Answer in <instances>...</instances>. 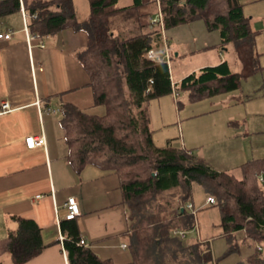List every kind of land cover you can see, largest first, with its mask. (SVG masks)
<instances>
[{
  "label": "trees",
  "instance_id": "1",
  "mask_svg": "<svg viewBox=\"0 0 264 264\" xmlns=\"http://www.w3.org/2000/svg\"><path fill=\"white\" fill-rule=\"evenodd\" d=\"M118 1L87 0L89 15L81 21L73 0H0V18L20 13L22 4L28 31L37 38L64 30L86 34V46L75 58L89 77L93 108L81 111L64 104L58 120L70 168L80 174L93 166L117 176L129 214V264H215L208 241L184 246L170 236L174 229L190 232L196 225V216L178 210L191 200L194 183L215 199L211 207L219 212L217 228L228 241L227 256L247 245L250 254L245 264H264V184L258 182L264 174V158L239 166V176L209 171L202 159L176 145L177 139L156 145L147 112L150 101L173 92L177 97L186 94L189 103L232 93L264 70L256 48L260 33L252 29L243 11L249 0L161 1L165 36L169 29L202 21L207 30L219 34L218 46L209 48L220 51L232 45L239 63L237 72L224 61L174 84L167 63L143 59L148 49L162 42L159 28H150L149 18L157 11L155 0H131L125 7ZM182 106L177 101V108ZM17 223L16 233L0 241V258L7 255L12 264H25L45 246L33 221L17 219ZM60 228L67 264H113L79 246L75 219L62 222ZM171 242L192 257L180 261L167 249Z\"/></svg>",
  "mask_w": 264,
  "mask_h": 264
},
{
  "label": "crops",
  "instance_id": "2",
  "mask_svg": "<svg viewBox=\"0 0 264 264\" xmlns=\"http://www.w3.org/2000/svg\"><path fill=\"white\" fill-rule=\"evenodd\" d=\"M73 5L77 18L85 20L89 15L87 0H73ZM243 11L249 15L252 29L264 32V0H249ZM23 28L21 12L0 18V34L9 30L13 33L9 41L0 39V241L16 233L17 219L31 220L40 229L45 249L25 264H67L60 225L66 221V201L75 198L80 213L75 222L87 247L101 261L129 264V214L121 200L117 176L93 166L76 174L66 160L67 148L58 123L64 104L81 111L93 108L89 77L75 58L86 46V34L64 30L28 42ZM164 38L167 40L165 35ZM167 42L170 54L171 44ZM260 54L264 68V53ZM179 56L180 53L175 54ZM224 61L218 58L215 65ZM259 75L264 85V70L255 76ZM263 85L247 95L240 88V92L228 94L224 100L226 109L240 110L221 117V134L209 135L202 141L201 134L183 131L176 145L193 154L200 152L212 172L236 169L239 173L242 164L264 158ZM3 102L8 103V110L1 109ZM206 114L214 122L219 115L217 110ZM231 120H237V125ZM40 135L45 145L27 149L25 139ZM205 207L211 206L205 202ZM197 239L210 240L200 236ZM249 248L245 258L250 254ZM242 262L239 264H245Z\"/></svg>",
  "mask_w": 264,
  "mask_h": 264
},
{
  "label": "rangeland",
  "instance_id": "3",
  "mask_svg": "<svg viewBox=\"0 0 264 264\" xmlns=\"http://www.w3.org/2000/svg\"><path fill=\"white\" fill-rule=\"evenodd\" d=\"M130 4L131 0L118 1V5L121 7L129 6ZM247 16L249 17V15ZM259 33L256 38V48L258 52L264 53V32L260 30ZM165 37L171 44V58L167 64L173 84L180 81L182 77L194 72L195 70L193 71V69L204 65H215L218 58H222L228 62L232 71L237 72L239 70V63L236 60L232 45L224 48L225 51L209 48L218 46L220 43L219 34L217 31L207 30L202 21L169 29L166 31ZM191 51L194 54H188ZM176 53H180V56L175 57ZM220 54L223 56H220ZM261 79V75L251 78L247 83L241 85L240 91L244 90L245 95L249 92L251 93L263 85ZM240 91H237V93ZM228 94L230 93L222 94L198 103H189L186 94L181 93L177 97L173 92L170 95L150 101L147 105V110L151 121V129L154 134L153 140L156 145H164L166 141L172 139L181 141L183 131L189 132L190 130L191 134L196 132L201 134L202 141H206L209 135L210 137H215L216 134H221L224 131L221 125V117L240 110L226 109L224 100H227ZM177 101L182 102V108H177ZM214 110H217L219 113L218 119L215 122L212 119L213 117H208L209 114H206ZM93 113L98 112L93 111ZM190 115H193V117L188 119ZM231 121L235 125L238 123L237 120ZM187 126H191L192 129H188ZM207 146L206 144L204 147L206 148ZM199 154L200 152L195 151L193 155L201 159ZM228 172L239 176L236 169L228 170ZM206 199L207 194L203 188L196 183L192 184L191 200L189 202L194 204L197 219L196 224L199 225L200 234H198L199 230L197 226L195 230L188 232L185 241L179 242L185 246L189 244L188 242L194 243L199 240L197 239L199 236L202 240L209 238L215 264H239L245 261V251L249 248L248 246L240 247L238 252H234L229 256L225 253L227 249L226 243L228 241L224 237H221V231L217 228L220 220L218 209L215 207H205ZM167 249H170L172 254H175L180 261H187V259L192 257L188 250H180L176 242H171L167 246ZM1 264H11L7 255L2 257Z\"/></svg>",
  "mask_w": 264,
  "mask_h": 264
},
{
  "label": "built area",
  "instance_id": "4",
  "mask_svg": "<svg viewBox=\"0 0 264 264\" xmlns=\"http://www.w3.org/2000/svg\"><path fill=\"white\" fill-rule=\"evenodd\" d=\"M162 0H155L156 6H157V11L156 13L149 18V22H150V28H154V27H158L159 30L162 33V42L158 45V46H153L152 48L148 49L144 55H143V59L151 62V63H168V61L170 60V54H169V50H168V42L167 40L164 38V24H163V16L160 10V4H161ZM20 8H21V13L24 19V28L23 31L26 35V40L29 42L32 39L36 38L34 35H31L28 31V27H27V16L23 10V6L20 3ZM13 33L12 31H7L4 34H0V39H3L5 41H9L12 39ZM1 109L3 111L8 110L9 109V105L7 102H3ZM25 145L27 149H33L36 147H42L45 145V140L44 137L42 135L40 136H36V137H28L25 139ZM258 182L263 185L264 184V174L259 175L258 177ZM215 204V199L213 197H207L206 199V205L209 206H213ZM64 208L66 210V214L64 216V220L69 221V220H74L76 218L79 217L80 213H79V209H78V205L77 202L75 200V198H68V200L66 201ZM187 210L189 213H191L193 216H196V212L194 210V206L192 203L188 202L186 203L184 206H180L178 208V210H181V212L183 210ZM197 228V224L195 225L194 229L195 230ZM187 231L184 230H180V229H174L171 231L170 236L174 239H177L179 241H185L187 238ZM62 242V239H61ZM79 246L81 247H87V244L84 240L83 237H80L79 239ZM122 248H126V246H122ZM260 250V248H259Z\"/></svg>",
  "mask_w": 264,
  "mask_h": 264
}]
</instances>
